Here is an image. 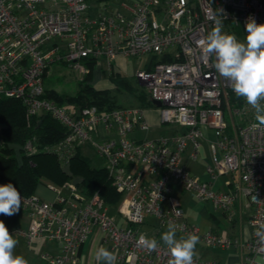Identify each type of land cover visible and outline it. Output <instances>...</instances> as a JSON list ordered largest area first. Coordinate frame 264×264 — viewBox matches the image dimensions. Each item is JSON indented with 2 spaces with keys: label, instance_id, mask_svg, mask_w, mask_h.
Instances as JSON below:
<instances>
[{
  "label": "built area",
  "instance_id": "2783aa9c",
  "mask_svg": "<svg viewBox=\"0 0 264 264\" xmlns=\"http://www.w3.org/2000/svg\"><path fill=\"white\" fill-rule=\"evenodd\" d=\"M217 19L224 33L245 42L249 19L264 24V0H0V94L20 99L29 115L50 113L63 124L66 133L56 149L62 159L84 145L93 147L121 193L113 214L97 192L83 194L74 180L61 185L69 196L51 183L52 200L21 196L30 223L9 233L28 242H55L58 252L43 253L44 264H79L80 247L95 228L116 254V264H168L162 242L155 251L138 244L145 235L140 227L148 222L157 228L172 222L177 233L197 234L208 246L238 245L225 232L200 231V222L190 223L177 201L182 191L209 205L201 216L229 212L244 196L251 211L240 264H264L255 235L258 222H264V126L215 70V57L204 59L198 42ZM118 54L149 56L134 79L151 101L161 102L154 105L160 122L177 130L135 137V131L149 129L144 107L99 109L44 96L43 76L51 64L87 71L86 62L94 61L109 72ZM209 132L204 174H192L187 161L197 160L200 140ZM23 149L37 151L30 141ZM222 175L228 178L221 181ZM194 264L221 263L195 256Z\"/></svg>",
  "mask_w": 264,
  "mask_h": 264
},
{
  "label": "trees",
  "instance_id": "16d2710c",
  "mask_svg": "<svg viewBox=\"0 0 264 264\" xmlns=\"http://www.w3.org/2000/svg\"><path fill=\"white\" fill-rule=\"evenodd\" d=\"M86 63L89 72L85 81L80 82L78 92L72 99L75 98L81 106L94 104L99 109L127 106L120 103L116 93H136L138 88L134 76L122 74L113 64L107 77L100 78L104 80L102 84L107 81L109 83V79L112 83L99 87L101 84L95 85L93 81L94 61ZM44 96L56 102L63 98L50 89H45ZM136 97L139 102L137 106L155 107L148 93L145 94L142 89ZM65 133L63 124L50 113L29 115L20 99L0 94V182L3 185L13 184L22 197H28L35 193L41 179L61 186L71 177H78L77 183L83 194L97 192L106 204H116L121 199V193L112 185L105 166L92 167L90 159L80 153L78 148L67 159L59 156L56 149ZM27 141L37 151L26 152L23 146ZM4 217L6 215L0 214V219Z\"/></svg>",
  "mask_w": 264,
  "mask_h": 264
},
{
  "label": "clouds",
  "instance_id": "9594fccd",
  "mask_svg": "<svg viewBox=\"0 0 264 264\" xmlns=\"http://www.w3.org/2000/svg\"><path fill=\"white\" fill-rule=\"evenodd\" d=\"M222 29V22L217 19L212 30L198 42L204 59L215 57V70L230 82L235 95L242 97L254 110L257 125L264 126V24L249 19L245 24V42L238 41L234 34L224 33ZM21 203V194L13 184L0 185V214L14 215ZM255 235L260 251L264 252V222H258ZM160 241L170 253L168 264H194L199 243L197 234L177 237L176 225L169 222ZM160 241L141 235L138 244L148 251H155ZM17 243L0 220V264H28L22 255L14 253ZM94 258L97 264H116L117 260L116 254L103 246L96 249Z\"/></svg>",
  "mask_w": 264,
  "mask_h": 264
},
{
  "label": "rangeland",
  "instance_id": "374dc122",
  "mask_svg": "<svg viewBox=\"0 0 264 264\" xmlns=\"http://www.w3.org/2000/svg\"><path fill=\"white\" fill-rule=\"evenodd\" d=\"M98 7L101 5L100 3L97 4ZM117 60L121 59V68L120 71L122 74H125L127 76L132 77L134 75V73L136 72V70L141 69L145 66V64L148 62L149 60V56L148 55H143L139 58H135V57H125L122 54H118L116 55ZM102 64V61H101ZM93 68V74H94V79L93 81L95 82V85L101 84L99 87H103V85H110L109 83L112 81L109 79V83H105L102 84L104 80H100L98 77L100 78H105L107 77L108 71L104 70V68L99 67V65L94 64L92 66ZM87 71L84 70H78L75 69L71 66H69L68 64H64V63H55V64H51L50 67L47 68L44 76H43V85L45 87V89H50L53 90L54 92H57V94H60L61 96H63V98L61 100H58V102L64 104V105H71V104H78L77 100L74 98L72 99L78 92L79 89V84L80 82H84L85 81V77L89 72V68H87ZM137 84V85H136ZM135 85L137 86L138 90L136 91V93L133 92H126V91H122V92H117L116 95L118 97V99L120 100V103L122 105H136L138 104V100L136 95L138 93H140V89H142L145 94H147V90L144 87V85L140 84V83H136ZM115 91H112V93H114ZM71 97V98H69ZM154 110H156V112L158 111L157 108H154ZM158 116H159V111H158ZM158 123L155 126H151L147 131H144V133H146L148 135V137L153 138L154 136H158L160 134H168L173 130H177L178 126L175 124H162L160 122V119H158ZM143 132V131H142ZM143 134V133H142ZM141 133H136L132 134V136H139L142 135ZM213 139V135L212 133L209 132V137L208 139H201V146H200V150L198 152V158L196 161H192V160H188L187 161V168L193 172H195V174L202 176L204 174V168L206 165V161L208 158H210V153H209V143L210 141ZM80 153H82L83 155L87 156L90 159V164L92 167L94 168H100L105 166V161L104 159L95 151V149L91 146L87 147V146H82L81 148H79ZM66 169V166H64ZM228 176L227 175H222L220 177L221 181H224L225 179H227ZM70 180H74V181H78V177H71L68 181ZM50 185V183L47 182V180L45 179H41V182L38 185V190L39 188H48V186ZM46 188V189H47ZM62 191V194L65 196H69V190L67 188H64L63 186L59 187ZM49 189V188H48ZM50 190V189H49ZM179 197L182 199L183 202V207H184V211H185V215L187 217V220L190 223H198L200 222L199 220L203 217L207 216L209 218H211V213L210 212H206L205 216H201V212H202V208L205 207L206 210L208 211L209 205L207 203H205V205H203L201 202L195 200L194 195L192 193L187 194V196H182L179 195ZM121 200H119L116 204L114 205H110L112 208L110 209V214H113L114 212V207H117V205H119L118 203H120ZM192 201V203H191ZM243 205L246 203L247 204V200L246 198L243 197L242 200ZM220 213V214H224V216L226 217V214L223 211H216V212H212L213 214L215 213ZM199 214V215H198ZM204 214V213H202ZM26 218L29 217V210L27 208H23L20 207L19 211H17L14 216L11 218L10 216H6L4 218H1L0 220H2L6 227L8 226L9 228H13L14 225H16V223H18L19 220H21V218ZM149 223V222H148ZM148 223L143 224L140 227V232L144 233L145 236H147L148 238H151L154 233L156 232V230H158V234L156 236V239L158 241H160L161 238V234L163 232H165L167 230V226H163L160 228L157 227H152L150 226ZM11 235H13V237L18 241L15 249H14V253L17 255H22L27 261L28 264H42L41 258H40V253H37L34 249H32L30 246H28V244H26L24 238L22 237V235H19L17 233H10ZM180 236H184L182 234L177 233V237ZM162 242V241H161ZM49 242L45 243V246L43 247V250L45 248V250L49 249ZM51 251V250H50ZM214 251H220V247L219 246H208L203 240H201V238L199 237V243L196 246V255H209L211 253H213Z\"/></svg>",
  "mask_w": 264,
  "mask_h": 264
},
{
  "label": "crops",
  "instance_id": "0c3cea01",
  "mask_svg": "<svg viewBox=\"0 0 264 264\" xmlns=\"http://www.w3.org/2000/svg\"><path fill=\"white\" fill-rule=\"evenodd\" d=\"M120 61L121 59L117 60V58H115L114 65L119 70L122 66ZM98 78L100 79V77ZM154 108L155 107L145 108V111H144L145 119H146V122L149 128L151 126H155L159 124L158 123V119H159L158 111L156 112ZM138 132L141 134L143 133V134L136 136ZM135 133H136L135 137H148V135L144 133V131L143 132L135 131L133 134ZM154 137H157V135ZM191 173L195 174V172H193L192 170H191ZM38 185H37V188H38ZM37 188L35 190V194H37L38 196L44 199H47V200H52L54 198V193L51 190H49L47 186H46L47 189L43 187V188H39L38 190ZM189 193L190 192L188 191H182V192L176 193L177 201L183 209H184L183 202H182V199L179 197V195H182L185 197ZM243 197L244 196L239 197L237 202L234 204L232 210H230L229 212L224 211V213L226 214V217L224 216L223 213L220 214L217 212L215 214L211 213V218L207 216V218L203 217L200 219V231H204L206 228L210 227V228H213L217 232H225L227 235L233 238H236L239 242L238 245L229 246V247H220V251H214L213 253L209 255L201 254V255H196V256H198L201 259H206V260H210V259L217 260L221 264H240L242 257L244 253L246 252L245 239L248 234V229H249L248 228V217L251 211V208L246 203L243 205L242 203ZM13 216L14 215L10 217L12 218ZM202 216H205V213ZM20 218L21 220H19L18 223H16V225L13 226V228H16V227L27 228L29 226V223H30L29 217H26L25 219L22 217ZM148 220L151 221V218H148ZM7 228L8 230L13 229V228H9L8 226ZM157 232L158 230H156V232L151 238L156 239V236L158 234ZM23 238L26 244H28V246L34 249L37 253H40L42 264H44V260L42 258L43 253L47 252V253L53 254V253L58 252L59 248L57 244L53 241H46L41 238H35V239H32L30 242H28V240L25 237ZM47 242H49V247H48L49 249L45 250L44 248L43 250V247L45 246V243ZM101 246L105 247L107 250H110V245L102 240L100 232L98 231L97 228H95L91 236H89L87 241L80 247V250H79L80 263L79 264H97L94 258V253L96 249Z\"/></svg>",
  "mask_w": 264,
  "mask_h": 264
},
{
  "label": "water",
  "instance_id": "95a60500",
  "mask_svg": "<svg viewBox=\"0 0 264 264\" xmlns=\"http://www.w3.org/2000/svg\"><path fill=\"white\" fill-rule=\"evenodd\" d=\"M152 103H153L155 106H157V107H159V106L161 105V102L158 101V100H152Z\"/></svg>",
  "mask_w": 264,
  "mask_h": 264
}]
</instances>
